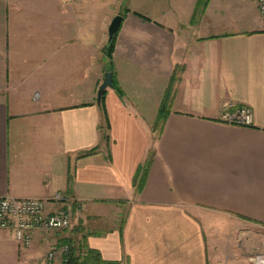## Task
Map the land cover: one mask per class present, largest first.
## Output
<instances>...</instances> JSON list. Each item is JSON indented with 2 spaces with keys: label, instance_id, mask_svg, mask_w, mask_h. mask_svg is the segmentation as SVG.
I'll use <instances>...</instances> for the list:
<instances>
[{
  "label": "crops",
  "instance_id": "0c3cea01",
  "mask_svg": "<svg viewBox=\"0 0 264 264\" xmlns=\"http://www.w3.org/2000/svg\"><path fill=\"white\" fill-rule=\"evenodd\" d=\"M197 2L0 0V197L72 206L70 228H36L29 246L0 228V264H44L77 226L93 264H251L264 227V20L251 0H206L195 15ZM106 72L121 91L105 90L107 145ZM227 104L250 107L253 124L223 121Z\"/></svg>",
  "mask_w": 264,
  "mask_h": 264
},
{
  "label": "built area",
  "instance_id": "2783aa9c",
  "mask_svg": "<svg viewBox=\"0 0 264 264\" xmlns=\"http://www.w3.org/2000/svg\"><path fill=\"white\" fill-rule=\"evenodd\" d=\"M264 20V0H254ZM221 114V119L228 123L249 126L253 123L252 110L247 106H237ZM63 200L60 195L53 199L0 197V228H10L16 241L21 246H29L32 232L36 228L46 231L65 230L72 225V206L65 204L58 209H51L52 201ZM69 245H52L45 254L44 264H66L65 256ZM252 264H264V253L251 258Z\"/></svg>",
  "mask_w": 264,
  "mask_h": 264
},
{
  "label": "trees",
  "instance_id": "16d2710c",
  "mask_svg": "<svg viewBox=\"0 0 264 264\" xmlns=\"http://www.w3.org/2000/svg\"><path fill=\"white\" fill-rule=\"evenodd\" d=\"M205 2H206V0H198L197 5H196V10H195V15L197 13H199L202 9H204ZM115 38H116V33L112 37V39L108 41V44L105 48V54L109 60L111 59L112 53L114 50ZM109 69H111V67H109ZM173 78L174 77H172V80H171L172 82H173ZM113 86L116 88L118 93L121 94V91L116 87L114 81H113ZM104 96H105V91L103 92L101 99H100V103H99V106L102 110V115H103L102 116L103 117V123L100 126V130L102 132L103 140L107 145L109 143L108 131H109L110 125H109V120H108L106 110H105ZM171 99H172V85L170 84V86L166 89V92H165L164 97L162 99L160 108L158 110V114L156 116V123H155L156 126H157L158 122H161L160 129L157 131V133H159L161 131V127H162V125L165 121V118L167 116V113H168V108L170 106ZM155 124H154V126H155ZM154 128H156V127H154ZM94 150L95 149H92V150L82 154V156L86 155V154L93 153ZM150 163H151V159L148 158L146 160V162L144 163V165L138 169V172L136 175V180H135V183L137 184L138 190L143 185L145 175L148 171V167H149ZM73 232H75L76 234H80V237L77 240H73L72 238H66L62 241L63 244L69 245V252L65 256L66 264H81V263L93 264V263L101 262V257L99 255V253L94 251V250H91L87 247V245L85 243L86 233L85 234L83 233L82 228L77 226V227L73 228Z\"/></svg>",
  "mask_w": 264,
  "mask_h": 264
},
{
  "label": "water",
  "instance_id": "95a60500",
  "mask_svg": "<svg viewBox=\"0 0 264 264\" xmlns=\"http://www.w3.org/2000/svg\"><path fill=\"white\" fill-rule=\"evenodd\" d=\"M122 21V16L120 15H116L112 21L109 24L108 27V40H111L112 37L115 35V33L118 31L120 24ZM112 73L111 72H106L103 81L101 82V84L98 87L97 90V96H96V102L99 104L100 103V99L101 96L103 94V92L108 88V87H112Z\"/></svg>",
  "mask_w": 264,
  "mask_h": 264
},
{
  "label": "rangeland",
  "instance_id": "374dc122",
  "mask_svg": "<svg viewBox=\"0 0 264 264\" xmlns=\"http://www.w3.org/2000/svg\"><path fill=\"white\" fill-rule=\"evenodd\" d=\"M254 4H255V6L257 7V4L254 2V0H251ZM257 10H258V8H257ZM259 12V11H258ZM260 14V13H259ZM260 17H261V15H260ZM262 18V17H261ZM263 19V18H262ZM174 80H175V78H173V82L171 81L170 82V84L172 85V88H173V83H174ZM170 84L168 85V87L170 86ZM241 106H245V105H241ZM235 108V106H232V108ZM237 107V106H236ZM248 107V106H247ZM226 108H228V104H227V107ZM250 108V107H249ZM251 109V108H250ZM252 110V109H251ZM158 114V113H157ZM156 119L154 120V122H153V124H152V132L154 133V134H157V131L160 129V126H161V122H158V124H157V126H156ZM154 124H155V126H154ZM231 124H233V123H231ZM253 124V123H252ZM251 124V125H252ZM236 125H238V124H236ZM251 125H249V126H251ZM244 126V125H243ZM154 127H156V128H154ZM154 130V131H153ZM259 238H260V249L259 250H254V252H252L251 254H250V257H249V261H250V263H251V258L252 257H254L256 254H258V253H264V227H260L259 228ZM15 238V237H14ZM252 264V263H251Z\"/></svg>",
  "mask_w": 264,
  "mask_h": 264
}]
</instances>
